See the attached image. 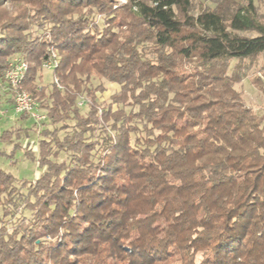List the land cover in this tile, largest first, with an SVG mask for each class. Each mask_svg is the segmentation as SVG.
Listing matches in <instances>:
<instances>
[{
    "label": "clouds",
    "instance_id": "9594fccd",
    "mask_svg": "<svg viewBox=\"0 0 264 264\" xmlns=\"http://www.w3.org/2000/svg\"><path fill=\"white\" fill-rule=\"evenodd\" d=\"M0 264H264V0H0Z\"/></svg>",
    "mask_w": 264,
    "mask_h": 264
}]
</instances>
